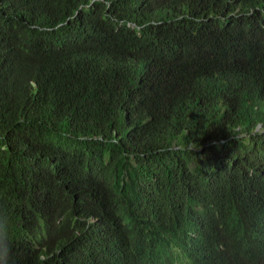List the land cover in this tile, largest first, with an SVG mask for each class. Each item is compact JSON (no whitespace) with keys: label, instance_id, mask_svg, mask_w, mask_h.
<instances>
[{"label":"trees","instance_id":"obj_1","mask_svg":"<svg viewBox=\"0 0 264 264\" xmlns=\"http://www.w3.org/2000/svg\"><path fill=\"white\" fill-rule=\"evenodd\" d=\"M0 264H264V0H0Z\"/></svg>","mask_w":264,"mask_h":264}]
</instances>
